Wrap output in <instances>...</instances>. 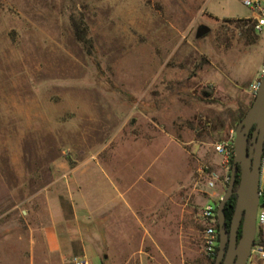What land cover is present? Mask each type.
Segmentation results:
<instances>
[{
    "label": "rangeland",
    "instance_id": "374dc122",
    "mask_svg": "<svg viewBox=\"0 0 264 264\" xmlns=\"http://www.w3.org/2000/svg\"><path fill=\"white\" fill-rule=\"evenodd\" d=\"M254 12L242 0H0V261L11 264L18 224V264H31L27 226L47 216L42 189L51 161L99 149L126 150V164L134 161L126 171L135 186L126 197L131 214L157 194L142 195L145 180L136 181L146 161L168 178L161 187L187 165L173 208L182 250L166 251L184 264L207 263L202 210L217 207L231 175L215 145L235 138L255 96L250 86L264 76V32L247 21ZM202 25L210 32L198 38ZM155 132L173 136L136 159L142 138ZM34 223L35 263L73 264L46 254ZM256 239L264 244V233ZM137 244L87 257L91 264L168 263L162 250Z\"/></svg>",
    "mask_w": 264,
    "mask_h": 264
},
{
    "label": "crops",
    "instance_id": "0c3cea01",
    "mask_svg": "<svg viewBox=\"0 0 264 264\" xmlns=\"http://www.w3.org/2000/svg\"><path fill=\"white\" fill-rule=\"evenodd\" d=\"M254 16L255 12L248 18ZM172 136L163 132L146 135L142 138L144 141L141 142V149L137 150L136 159L145 158L155 141L162 137L172 139ZM132 164L133 160L126 164V150L105 153L96 149L74 152L71 157L66 154L56 156L50 163L52 179L42 189L47 216L32 218L27 226V232L31 234V264H36L35 221L40 223L37 231L42 234L44 251L49 256L56 255L60 260L79 255L87 257V253L101 256V250H126V244L137 239L135 250H162L165 255L163 262H168L166 264H184L178 255L173 258L166 250H182L179 244V219L173 208L179 197L180 183L189 174L187 165L184 163V174H180L174 184L161 187L160 180L168 178L153 171L151 163L148 165L146 161L136 181L145 180L146 188L142 190V195L157 194L139 205L136 214H131L133 206L126 197L135 186L129 183L130 179L126 181V171L131 170ZM207 203L208 200H205L204 204ZM12 227L11 264H18L21 257L19 250L23 249L18 243V224ZM2 232L3 229L0 230ZM160 236L163 237V244ZM112 238L115 244L110 243ZM0 250H6L2 238ZM141 253L143 258L145 255L154 259L149 252ZM0 264L4 263L0 261ZM47 264H50L49 260Z\"/></svg>",
    "mask_w": 264,
    "mask_h": 264
},
{
    "label": "water",
    "instance_id": "95a60500",
    "mask_svg": "<svg viewBox=\"0 0 264 264\" xmlns=\"http://www.w3.org/2000/svg\"><path fill=\"white\" fill-rule=\"evenodd\" d=\"M210 32L202 25L201 38ZM264 76L254 99L235 130V155L228 187L217 205L219 243L215 264H248L256 243L259 187L264 158ZM240 181L235 189L237 173ZM233 194L236 206L228 228L225 207ZM240 233V235H239Z\"/></svg>",
    "mask_w": 264,
    "mask_h": 264
},
{
    "label": "built area",
    "instance_id": "2783aa9c",
    "mask_svg": "<svg viewBox=\"0 0 264 264\" xmlns=\"http://www.w3.org/2000/svg\"><path fill=\"white\" fill-rule=\"evenodd\" d=\"M246 6L251 7L255 11V16L253 17L254 29L257 33L264 32V2L258 0H242ZM261 79L256 80L250 86V90L256 94L259 89ZM216 152L226 164L231 165L235 155L234 148V137L228 141L218 142L215 145ZM264 149V146H263ZM264 162V158H263ZM211 186H214L211 183ZM217 207L208 204L202 210V217L205 222V229L203 234V252L207 258V263L212 264L211 260L216 256V248L219 243L218 235V219H217ZM257 232L264 233V183L259 187V204L257 210ZM256 243L252 247L251 256L249 262L256 261L259 264H264V244L261 243L260 239H256ZM73 264H91L90 260L86 256H75L72 260Z\"/></svg>",
    "mask_w": 264,
    "mask_h": 264
},
{
    "label": "trees",
    "instance_id": "16d2710c",
    "mask_svg": "<svg viewBox=\"0 0 264 264\" xmlns=\"http://www.w3.org/2000/svg\"><path fill=\"white\" fill-rule=\"evenodd\" d=\"M247 21L249 23H252V27L254 29L253 18H247ZM78 35H80V32H78ZM80 37H82V36H80ZM239 181H240V170H238V173H237V180H236L235 189L238 187ZM236 198H237V195L233 194L232 197L228 200L227 205L225 207L226 221H227L228 228L230 226L231 219H232V216H233V213H234V210H235ZM216 212H217V210H216ZM217 229H218V224H217ZM218 235H219V233H218ZM239 235H240V233H239ZM218 250H219V247L217 246V248H216V256H217ZM216 256L214 257V259L211 260L212 264H215Z\"/></svg>",
    "mask_w": 264,
    "mask_h": 264
}]
</instances>
